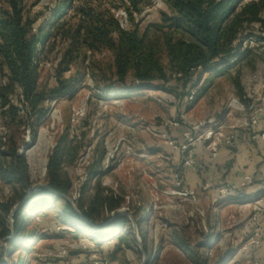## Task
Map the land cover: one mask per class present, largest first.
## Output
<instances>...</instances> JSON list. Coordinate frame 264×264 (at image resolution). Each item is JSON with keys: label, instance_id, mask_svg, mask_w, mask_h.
Listing matches in <instances>:
<instances>
[{"label": "rangeland", "instance_id": "374dc122", "mask_svg": "<svg viewBox=\"0 0 264 264\" xmlns=\"http://www.w3.org/2000/svg\"><path fill=\"white\" fill-rule=\"evenodd\" d=\"M114 1L113 12L121 27L132 30L127 10ZM55 2L27 0L36 26L48 22ZM146 2L141 13L134 12L141 32L161 22L162 12L171 14L164 0ZM259 16L263 21L245 24L237 41L243 50L249 49V55L224 74L214 75L212 82L208 80L213 75L204 73L199 79L196 75L190 90L183 87L181 76L174 77L177 72L159 46L156 54L167 82L157 79L139 89L132 72L125 84L117 81L114 53L105 48L82 54L61 77L65 93L54 95L68 46L51 37L39 58V90L47 95V114L36 121L16 86L9 100L20 109L19 116L5 118L0 97V162L11 160L15 150L26 160L32 195L47 185L49 155L66 134L77 149L75 162L65 166L71 181L67 199L76 208L81 202L88 206L104 192L113 196L118 207L104 208L98 224L106 225L118 216L129 221L126 229L123 225L111 235L105 233L107 241L98 243L90 231L76 233L65 222V201L53 199L49 207L31 214L28 230L37 235H23L29 245L10 246L7 240L13 234L7 239L1 232L5 224L14 231L13 212L6 213L2 205L11 201L14 190L0 176V259L6 264H18L21 258V264H264V195L255 190L256 174L244 184L220 173L212 180L203 160L198 168L201 176L196 174L194 158L196 143L209 148L210 130H238L241 115L248 119L253 114L239 111L240 105L232 101L244 103L234 83L236 76L255 108L264 96V9ZM8 80L9 71L0 58V88ZM203 87L207 90L202 93ZM190 155L195 163L186 165ZM38 200L33 199L32 206ZM18 208L19 204L13 211ZM123 229L119 240L116 233Z\"/></svg>", "mask_w": 264, "mask_h": 264}, {"label": "trees", "instance_id": "16d2710c", "mask_svg": "<svg viewBox=\"0 0 264 264\" xmlns=\"http://www.w3.org/2000/svg\"><path fill=\"white\" fill-rule=\"evenodd\" d=\"M146 1L119 0L133 23L132 30H125L113 12L117 7L114 0H82L80 4L75 0H56L50 19L39 26H36L37 18L27 8V0H0V58L9 71L8 83L0 88L4 117L15 120L19 116L20 109L9 100L16 86L21 90L29 114L36 121L46 116L44 104L48 98L45 92L39 90V58L53 36L66 41L68 46L60 62L62 68L58 79L61 82L54 95L65 93L61 77L82 54L105 48L114 53L117 81L125 84L132 72L133 78L140 82L139 89L157 79L167 82L169 78L165 67L156 54L159 46L165 48L172 69L184 79L183 87L190 90L194 87L191 82L196 75L198 79L204 73L213 75L208 80L212 82L214 75L224 74L228 67L243 61L250 52L237 43L244 25L263 21L259 16L264 9L263 0L245 3L244 0H164L171 14L162 12L161 22L151 23L141 32L134 12L141 13ZM234 83L241 100L248 105L238 76L234 78ZM206 90L207 87H203L202 93ZM72 143L66 134L59 138L48 159L49 188L43 187L29 198L26 197L32 184L26 160L15 150L11 160L0 162V176L14 190L11 201L2 205L6 213L13 212L14 231L5 224L1 232L2 238L13 234V238L7 240L10 246L29 245L23 235H37L35 230H28L31 214L49 207L53 199L65 201V222L76 233L90 231L91 237L98 243L107 241L103 239L105 233L111 232V235L123 225L126 229L129 220L125 216L115 217L106 225L98 224L104 208L112 211L118 207L112 195L99 192L88 206L81 202L77 208L67 199L71 181L65 166L74 163L77 154ZM232 162H228L227 166ZM38 197L40 200L32 206V200ZM17 204L19 208L13 211ZM124 229L116 233L117 239L123 240ZM142 238L146 239L145 232H142ZM23 260L21 258L18 264ZM0 264L6 262L0 259Z\"/></svg>", "mask_w": 264, "mask_h": 264}, {"label": "crops", "instance_id": "0c3cea01", "mask_svg": "<svg viewBox=\"0 0 264 264\" xmlns=\"http://www.w3.org/2000/svg\"><path fill=\"white\" fill-rule=\"evenodd\" d=\"M257 106L261 108L264 106V103L259 102ZM238 127L239 129L236 130L235 125L232 124L231 128L235 130L229 131V133H234L235 136L233 144H221L216 154L212 153L209 148L205 149L203 142L196 143L194 148V158L197 160L196 174L201 176L198 170V168L202 167L200 164L201 160L207 165V176L209 175L212 177V180L219 177L220 173V176L226 174L225 177H227L230 175L234 183L239 184L242 182L244 184L246 182L251 183L246 177L251 176L252 178L254 174H256L255 180L258 181V183L256 184L257 187L255 190L262 193L261 195H264V139L253 138L257 131L264 132V111L260 113L259 125L256 129L249 125L246 114L241 115ZM235 133H237V135ZM244 155L245 159L244 157L240 158V156L242 157ZM227 161L233 162L230 166H227ZM240 162L246 168H244ZM201 173L203 174V171H201ZM208 186H210V183H206V187Z\"/></svg>", "mask_w": 264, "mask_h": 264}, {"label": "built area", "instance_id": "2783aa9c", "mask_svg": "<svg viewBox=\"0 0 264 264\" xmlns=\"http://www.w3.org/2000/svg\"><path fill=\"white\" fill-rule=\"evenodd\" d=\"M180 76H181L180 73H174V77H180ZM193 98H194V95L192 93L189 95L188 99L193 100ZM259 100L264 103V96L261 97ZM232 101L235 103H238L240 105V106H237V109L239 111L251 110L253 112V114L250 116V118H248V123L254 129H256L259 125L260 113H262L264 111V106L261 108H258V106H257V108H255L254 107L255 104L253 102L252 103L249 102V104L246 105L245 103H241L238 99H234ZM229 105L232 106L233 103H230ZM253 138L254 139H259V138L264 139V132L257 131ZM206 139L210 140L209 141V148L213 151L214 154H216L218 151V148L221 144H225V145L233 144V142L235 140V136L233 133H225L222 130V127H220L218 130H210L206 135ZM194 163L195 162L192 158V155H190V157L188 159H186V161H185L186 165H191ZM246 179L248 181H251L252 178L250 176V177H246Z\"/></svg>", "mask_w": 264, "mask_h": 264}, {"label": "water", "instance_id": "95a60500", "mask_svg": "<svg viewBox=\"0 0 264 264\" xmlns=\"http://www.w3.org/2000/svg\"><path fill=\"white\" fill-rule=\"evenodd\" d=\"M45 187H46V188H49L47 185H46ZM32 191H33V190L30 191V193L27 195L26 198H28V197L31 195ZM7 239H9V237H8Z\"/></svg>", "mask_w": 264, "mask_h": 264}]
</instances>
